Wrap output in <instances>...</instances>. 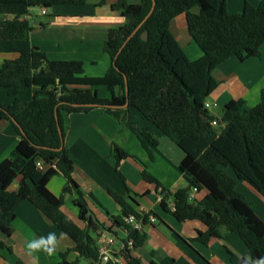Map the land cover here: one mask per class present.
Returning <instances> with one entry per match:
<instances>
[{"label": "trees", "instance_id": "trees-1", "mask_svg": "<svg viewBox=\"0 0 264 264\" xmlns=\"http://www.w3.org/2000/svg\"><path fill=\"white\" fill-rule=\"evenodd\" d=\"M155 3L153 13L129 40L150 12L153 0H140L137 4L118 0L112 5L126 23L108 32L104 51L111 59L110 69L104 76L89 77L82 61L52 60L32 45V26L24 19L35 8L48 11L58 5L82 6L86 0H0V13L6 17L0 20V53L19 55L5 60L0 69V89L13 99L8 106L0 103V121L10 122L21 137L11 155L0 164V232L12 236L16 211L24 201H29L74 242V247L60 253L58 264H113L99 262L96 238L102 232L117 234L96 218L73 177L74 161L64 145L63 114L101 108L137 134L149 151L147 141L154 142L152 136L139 133L130 120V111L135 109L185 154L179 169L188 185L174 193L163 188L162 210L179 222L197 220L206 226V231L198 232L192 242L208 245L212 238L220 237L222 226L237 233L248 257L230 252L231 264H261L264 221L224 169L230 168L238 180L264 196V90L257 106L250 107L242 99L231 100L221 116L208 110L205 102L219 86L214 71L220 65L232 57L244 62L261 56L264 0L257 6L245 2L243 10L234 14L228 11V0H155ZM195 7L198 13L192 12ZM182 14L186 16L190 37L202 52L196 60L189 58L170 28L172 21ZM100 86L107 88L110 98L99 96ZM29 91L32 97L24 101L22 96ZM127 101L128 106L122 107ZM213 121H217V126H213ZM112 153L118 163L131 157L117 144H113ZM38 161L49 166L48 169H39ZM59 174L65 177L66 184L58 197L49 190L48 183ZM142 176L146 182L161 187L147 170ZM18 177H21L19 189L10 191ZM193 188L198 192L206 190L205 197L192 199ZM73 192L84 228L62 211L65 196ZM109 194L122 208V214L113 218L114 222L128 234V239H117L123 245L119 255L126 264H143L134 251L145 244L147 236L126 219L134 216L144 225L157 215L153 211L139 213L135 199L131 203L111 189ZM127 240H133L132 247ZM2 249L13 250L0 238ZM71 253L76 255L73 260H69ZM161 264H174V260L167 258Z\"/></svg>", "mask_w": 264, "mask_h": 264}, {"label": "crops", "instance_id": "crops-1", "mask_svg": "<svg viewBox=\"0 0 264 264\" xmlns=\"http://www.w3.org/2000/svg\"><path fill=\"white\" fill-rule=\"evenodd\" d=\"M117 1L86 0V4L82 6L58 5L49 9L46 15L42 14L41 8L31 10L24 19L32 26V45L45 52L52 60L82 61L86 76H104L111 67V59L104 51L108 32L126 23L121 12L112 8ZM128 2L137 4L140 0ZM245 2L257 6L261 0H228L229 13L241 12ZM197 8L192 12L198 13ZM5 18L0 13V20ZM170 28L191 60L202 56L200 49L193 45L195 43L189 35L185 14L175 18ZM260 52V57H252L244 62L232 57L214 71L219 86L208 100L218 105L211 110L215 115L221 116L223 108L231 100L242 99L250 107L260 103L261 92L264 90V44ZM18 56L17 53H0V69L5 60L16 59ZM97 90L101 98H110L106 87L100 86ZM31 97L32 92L29 91L22 99L29 101ZM12 102L13 99L6 91L0 89V103L8 106ZM130 120L139 133L152 136V143L145 139L149 144V151L143 147L137 134L101 108L87 113L63 114L64 145L74 161L73 177L96 218L108 230L115 232L118 240L126 239L127 234L113 219L122 214V208L109 194L110 189L124 195L131 203V199H135V207L139 213L148 214L153 211L157 218L154 221L149 220L141 229L147 240L134 251V255L143 264H161L167 258H172L174 264H231L230 252L239 257H248L247 248L237 233L229 232L222 226L220 237L212 238L208 245L192 242L191 239H195L198 232L206 231V226L197 220L179 222L171 213L162 210V194L159 189L164 188L174 193L188 185L179 169L185 154L135 109L130 111ZM20 140V135L10 122L0 121V164L11 155ZM113 144L120 146L131 157L118 163L112 153ZM144 170L152 174L161 187L146 182L142 176ZM224 170L235 179L238 192L252 203L254 212L264 221V196L250 184L238 180L230 168ZM121 176L125 178L131 193H128ZM20 181L21 177H18L10 186V191H17ZM65 184V177L59 174L50 180L48 188L59 197ZM206 193V190L198 192L196 199H203ZM76 198L75 192L66 195L62 211L84 228L85 223L79 220L78 208L74 204ZM13 227L14 233L11 237L0 235L13 248L12 251L0 250L1 264H58L60 253L74 247V242L29 201H24L18 207ZM50 232L57 235L55 253L48 255L40 252L29 255L27 242L41 236L46 237ZM106 235L109 233L102 232L96 241ZM119 249L120 244L117 241L114 251ZM33 256H38V259ZM75 257L71 253L69 260Z\"/></svg>", "mask_w": 264, "mask_h": 264}, {"label": "built area", "instance_id": "built-area-1", "mask_svg": "<svg viewBox=\"0 0 264 264\" xmlns=\"http://www.w3.org/2000/svg\"><path fill=\"white\" fill-rule=\"evenodd\" d=\"M41 12L43 15H46L48 13V11L44 8L42 9ZM217 106H218L217 103L210 102L209 100H207L205 102V107L208 110H213V109L217 108ZM212 124H213V126H217L218 123H217V121H213ZM46 166L47 165L44 164L42 161H38V163H37V167L39 169H45ZM159 190H160V194H162V189H159ZM197 193H198L197 188H193L191 190L190 197L192 199H196ZM170 206L173 208L174 204L170 203ZM150 220L154 221L155 218L153 216H151ZM126 222L128 224H130L135 230H141L142 229L143 225H142L141 221H138L134 216H129L126 219ZM126 239H128V234L126 236ZM117 241H118L117 238L114 235H110V234L106 235V236H102L96 241L97 245L99 247V262L100 263H107V262L111 261L113 264H123V262L125 260L122 256L119 255L120 251L122 250V246H123L120 242H119V244H120L119 251L118 250H117V252L114 251V246L116 245ZM127 241H128V246L132 247L133 246V240H127Z\"/></svg>", "mask_w": 264, "mask_h": 264}, {"label": "clouds", "instance_id": "clouds-1", "mask_svg": "<svg viewBox=\"0 0 264 264\" xmlns=\"http://www.w3.org/2000/svg\"><path fill=\"white\" fill-rule=\"evenodd\" d=\"M57 235L50 232L46 237L41 236L29 240L26 244V249L29 255L44 252L48 255H53L56 251ZM34 259H38V256H33ZM264 264V262H261Z\"/></svg>", "mask_w": 264, "mask_h": 264}, {"label": "water", "instance_id": "water-1", "mask_svg": "<svg viewBox=\"0 0 264 264\" xmlns=\"http://www.w3.org/2000/svg\"><path fill=\"white\" fill-rule=\"evenodd\" d=\"M155 5H156V3H155V0H153V5H152V7H151V10H150V12L147 14V16L144 18V20L138 25V27L134 30V32L130 35V37L127 39V40H129L140 28H141V26L145 23V21L150 17V15L153 13V11H154V9H155ZM126 44V43H125ZM124 44V45H125ZM122 50V49H121ZM121 50H120V52H121ZM125 83H126V93H127V95H128V80H127V77H125ZM128 106V101H127V103L124 105V106H122V107H127ZM59 130H60V128H59Z\"/></svg>", "mask_w": 264, "mask_h": 264}, {"label": "rangeland", "instance_id": "rangeland-1", "mask_svg": "<svg viewBox=\"0 0 264 264\" xmlns=\"http://www.w3.org/2000/svg\"><path fill=\"white\" fill-rule=\"evenodd\" d=\"M197 9H198V8H197ZM193 43H195V42H193ZM193 45H194V47H198L196 43L193 44ZM216 112H217V113H221V111H219V110H216ZM0 235H4V234H2V233L0 232Z\"/></svg>", "mask_w": 264, "mask_h": 264}]
</instances>
